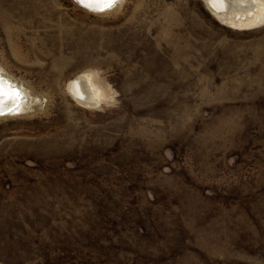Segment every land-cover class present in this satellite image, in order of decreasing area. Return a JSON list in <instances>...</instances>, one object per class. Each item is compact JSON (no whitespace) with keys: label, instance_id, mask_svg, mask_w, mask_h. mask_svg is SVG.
Returning <instances> with one entry per match:
<instances>
[{"label":"rangeland","instance_id":"1","mask_svg":"<svg viewBox=\"0 0 264 264\" xmlns=\"http://www.w3.org/2000/svg\"><path fill=\"white\" fill-rule=\"evenodd\" d=\"M262 17L0 0V264H264Z\"/></svg>","mask_w":264,"mask_h":264},{"label":"bare ground","instance_id":"2","mask_svg":"<svg viewBox=\"0 0 264 264\" xmlns=\"http://www.w3.org/2000/svg\"><path fill=\"white\" fill-rule=\"evenodd\" d=\"M93 1L96 2V0ZM117 1L119 0H116L115 3ZM205 2L209 7V10H211L218 18L232 24L239 22L246 23V21L258 22L262 17L261 11L264 10L261 0H205ZM262 18L264 19V17ZM7 79L10 80L8 77ZM11 84L19 88L22 93L21 100L16 107L11 110V113L27 109L29 105L25 101L26 95L24 96L23 89L12 81ZM69 89L78 101L85 104L94 102L96 97L99 96L98 89L94 86V83H92L87 75L78 76L71 81ZM9 99L10 91L0 83V107L3 106L5 102H8Z\"/></svg>","mask_w":264,"mask_h":264},{"label":"water","instance_id":"3","mask_svg":"<svg viewBox=\"0 0 264 264\" xmlns=\"http://www.w3.org/2000/svg\"><path fill=\"white\" fill-rule=\"evenodd\" d=\"M76 1L84 7L89 8L91 10L93 9L94 11H102L101 8H103V10H106L114 5L113 3L111 4V6L104 7L102 4H99L93 0H83V2H81V0ZM0 83L10 91V99L8 100V102H5V104L0 107V115H4L11 113V110L16 107V105L22 98V93L20 92L19 88L13 86L11 84V81L8 80L7 77L3 76L2 74H0ZM13 92L19 94L18 98L13 97Z\"/></svg>","mask_w":264,"mask_h":264},{"label":"snow or ice","instance_id":"4","mask_svg":"<svg viewBox=\"0 0 264 264\" xmlns=\"http://www.w3.org/2000/svg\"><path fill=\"white\" fill-rule=\"evenodd\" d=\"M83 2V0H81ZM97 3L102 4L104 7L111 6V4L115 3V0H96ZM103 10V8H101ZM13 97L18 98L19 94L16 92H13Z\"/></svg>","mask_w":264,"mask_h":264}]
</instances>
